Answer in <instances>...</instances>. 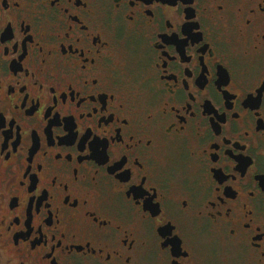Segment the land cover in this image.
Instances as JSON below:
<instances>
[{
  "label": "snow or ice",
  "instance_id": "obj_1",
  "mask_svg": "<svg viewBox=\"0 0 264 264\" xmlns=\"http://www.w3.org/2000/svg\"><path fill=\"white\" fill-rule=\"evenodd\" d=\"M35 3L39 15L22 21L28 26L18 36L0 31V173L15 162L16 144L4 137L10 101L7 120L18 134L19 113L35 146L29 145L31 155L18 154L25 171L7 183L24 188L31 175L28 191L44 193L47 217L56 190L60 203L75 211L57 217L48 236L40 220L32 223L39 205L29 207V227L17 231L36 244L43 240L45 260L78 232L103 264H217L229 249L264 258V176L253 164L264 150L249 141L248 152H237L240 139L199 116L205 106L213 115L222 112L219 120L232 132L242 112L264 120V0H86L82 12L70 7L76 0ZM90 4L103 11L95 15ZM13 61L19 67L11 73L22 76H9L5 62ZM37 109L44 117L39 135ZM49 113L57 119L50 121ZM53 124L63 125L70 150L49 156ZM173 129L177 135L170 137ZM240 138H248L247 128ZM11 139L19 143L18 135ZM85 161L93 162L90 173ZM215 169L222 174L213 178ZM253 179L260 180L259 196Z\"/></svg>",
  "mask_w": 264,
  "mask_h": 264
},
{
  "label": "flooded vegetation",
  "instance_id": "obj_2",
  "mask_svg": "<svg viewBox=\"0 0 264 264\" xmlns=\"http://www.w3.org/2000/svg\"><path fill=\"white\" fill-rule=\"evenodd\" d=\"M86 0H76L77 5L71 6L73 11L82 12L83 9L79 4H84ZM170 2H174V0H170ZM20 4V7H16V4ZM90 11L95 15H99L103 11V5H89ZM40 13L39 6L35 3V0H0V31L4 33L11 32L12 35L18 36L24 29L27 27V23H23L22 21H30L31 19L37 17ZM186 13L191 15V10L186 9ZM82 18V17H81ZM73 19H76L73 17ZM10 21L11 25L6 26L5 22ZM66 43V42H65ZM57 53H59V49H56ZM207 51V50H206ZM10 55H15V53H11ZM75 59V57H71ZM6 68L9 76L11 75H19L22 76L23 72L18 71L17 73H11V68L15 72L18 70V65L15 61L11 63L5 62ZM20 68H23V65H20ZM11 91V89H10ZM59 92V89H57ZM45 96L48 98L49 103H55L57 107H63V104L59 100H54V98L45 93ZM15 98V96L13 97ZM103 99V97H101ZM224 107L227 108V101H222ZM44 104V96L41 97V108ZM207 104V102H206ZM83 107V105H82ZM155 111V109H151ZM209 108L205 106V110L199 113V116L208 118L211 117L215 122H218L223 134L229 135L232 140L240 139V146L237 148V152H240V149H243L244 152H248L250 148L249 141L251 144L257 145V151H261L264 149L260 148L261 144H264V130H261V127H264V120H249L248 116L241 113L242 119L237 120L236 126L237 131L232 132L229 128L228 124H225L223 121L219 120L220 115H224L222 112H218L216 115H213L212 112H208ZM250 111V110H249ZM9 114H12V105L11 102H8V110L5 113V134L4 137L6 140H9L12 144H16V148L13 151L11 160H14V163L10 164V167L5 169L2 173H0V187L3 188L4 194L0 196V216H3L4 228L0 230V264H51L52 259L56 260V264H103L104 257L102 255L94 256L92 251L87 250V246L84 244L85 236L82 233H77L75 238L71 235L67 239L61 241V247L57 249V251L53 254L52 257H49L47 260L44 259L42 253L45 251L47 245L44 244L43 240H41L40 244H36L34 240L31 239V235H29L26 231H17L18 229H26L29 227V221L26 219L29 213V207L35 209L37 205H39V212H36L33 216L32 223H35L36 220H40L42 225L47 230V235L50 236L52 232L57 229L56 218L60 217L64 219L62 213L64 211H75L74 209H70L68 206L60 203V195L59 190L54 192H50L48 199L52 201V216L47 217L45 215V209L47 207L45 200L43 199L44 193H41L40 196H35L34 191L29 192L28 189L31 188L30 183H28L32 176L28 175L24 178L25 187L21 188L18 184L12 183L8 184V180L12 176L19 177V173L25 171L23 166V155H18L20 153H26L28 155L32 154V147H34V140H31L29 137L32 135L29 132V125H26L24 120L20 117L19 113H17V119L21 120V127L18 130L17 134V126L10 121L7 120ZM63 116L64 120H68L69 117L63 115V111L60 113ZM35 121L37 123L36 135L40 134V127L43 125L44 117L40 114V110L37 109V113L34 114ZM49 118L51 120L57 119L56 115L53 113H49ZM169 121H165L167 123ZM193 127L190 132V135L194 138V133L196 131L195 121L192 122ZM231 123V120L229 121ZM78 127L82 129L83 125L78 124ZM111 127V126H109ZM163 125H160L162 129ZM53 139L50 140L51 146L48 147L49 156L52 152H55L59 149L61 153L66 150H70L68 146L64 143L65 137L60 135L61 131L64 130L63 125L53 124ZM248 130V138L241 139L240 134L243 133L244 129ZM201 131L205 130V127L202 125L200 128ZM214 131V129H213ZM178 129H173L172 133L169 134L171 136H176ZM13 135H18L19 143L17 144L15 140H12L11 137ZM46 135V133H45ZM35 137V133H33ZM32 145L30 147L29 145ZM243 153H241L242 155ZM236 155V152L233 153ZM38 157L34 156L33 159ZM75 158V154H74ZM60 162H63V157ZM0 163H4L0 161ZM93 162L85 161L86 165H89L88 172H91V164ZM253 164L255 165V171L257 176H264V159L253 157ZM194 167L189 169L190 173L194 172ZM253 169H250V172ZM249 172V174H250ZM222 174V170L215 169L212 172L213 178L216 175ZM239 172H237V177L239 178ZM71 177V173H68L65 178ZM34 179V178H33ZM219 181H217L218 183ZM259 179H253L251 181V185L253 187V192L256 196L260 195L259 191ZM39 187V185H38ZM262 187H264V180H262ZM16 194V195H14ZM226 194H231L230 190L226 189ZM175 195L178 197L181 195V192L177 191ZM134 196V194H133ZM57 209H60L58 212ZM19 221V222H17ZM50 222V223H49ZM259 222L258 220L256 221ZM10 225V227H8ZM254 226V225H253ZM38 231L36 229L32 230V234ZM239 231V229H238ZM59 235V232H56ZM39 238V237H38ZM262 246H264V236L261 237ZM52 242L49 240V244ZM32 245H35V248H32ZM126 248V245L122 246ZM85 249V250H80ZM174 254L177 251H182L181 249H173ZM258 251V250H257ZM264 258L256 254L252 255H244L243 253H237L231 249H229L226 253H222L220 256L216 257L217 264H262ZM122 264V261H121ZM135 264V260L133 261Z\"/></svg>",
  "mask_w": 264,
  "mask_h": 264
}]
</instances>
